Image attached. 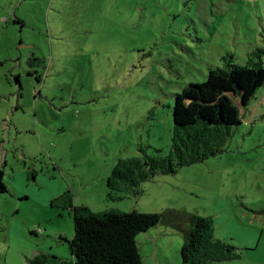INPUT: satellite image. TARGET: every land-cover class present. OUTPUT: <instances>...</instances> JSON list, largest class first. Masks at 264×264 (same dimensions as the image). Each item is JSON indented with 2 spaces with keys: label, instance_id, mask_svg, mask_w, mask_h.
I'll return each mask as SVG.
<instances>
[{
  "label": "rangeland",
  "instance_id": "1",
  "mask_svg": "<svg viewBox=\"0 0 264 264\" xmlns=\"http://www.w3.org/2000/svg\"><path fill=\"white\" fill-rule=\"evenodd\" d=\"M226 54L264 66V0H0V264L72 259L66 192L94 212L210 217L239 258L209 264H264V87L236 100L243 120L223 153L108 199L119 159L169 154L174 94ZM136 241L144 264H184L182 231Z\"/></svg>",
  "mask_w": 264,
  "mask_h": 264
},
{
  "label": "trees",
  "instance_id": "2",
  "mask_svg": "<svg viewBox=\"0 0 264 264\" xmlns=\"http://www.w3.org/2000/svg\"><path fill=\"white\" fill-rule=\"evenodd\" d=\"M260 51L258 52V54ZM249 59L235 63L234 56L221 58L222 66L211 68L204 83H191L174 94V127L168 155L119 159L107 179L108 199L139 197L141 185L158 174H176L179 169L204 162L225 151L236 127L242 124V108L248 107L264 87V66ZM39 80V77H38ZM160 152V151H159ZM5 173L0 169V194L7 193ZM63 196L74 217L75 233L65 240L71 260L40 253L29 264H143L136 238L162 224L184 233L181 251L184 264H209L239 258L237 248L215 236L214 220L190 214L183 218L171 211L142 213L107 209L94 212L88 206H73L72 196ZM187 221L188 228L182 227ZM185 226V225H184Z\"/></svg>",
  "mask_w": 264,
  "mask_h": 264
},
{
  "label": "crops",
  "instance_id": "3",
  "mask_svg": "<svg viewBox=\"0 0 264 264\" xmlns=\"http://www.w3.org/2000/svg\"><path fill=\"white\" fill-rule=\"evenodd\" d=\"M110 209H113V208H110ZM184 225H185L184 227L188 228V223H187V222H185ZM147 243H148V245H149L150 247H152V248L154 249V252H156V250H155V246H156L155 243H156V241L153 242V240H151V238H147ZM60 257L63 258V259H68V258H67L68 255H67V253L65 254V252H61ZM141 257H142V256H141ZM142 261H143V264H144V263H145V262H144V259H142Z\"/></svg>",
  "mask_w": 264,
  "mask_h": 264
}]
</instances>
